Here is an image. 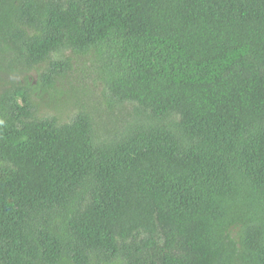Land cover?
<instances>
[{"label":"trees","instance_id":"trees-1","mask_svg":"<svg viewBox=\"0 0 264 264\" xmlns=\"http://www.w3.org/2000/svg\"><path fill=\"white\" fill-rule=\"evenodd\" d=\"M0 264H264V0H0Z\"/></svg>","mask_w":264,"mask_h":264},{"label":"rangeland","instance_id":"rangeland-1","mask_svg":"<svg viewBox=\"0 0 264 264\" xmlns=\"http://www.w3.org/2000/svg\"><path fill=\"white\" fill-rule=\"evenodd\" d=\"M68 56L71 59V70L67 71L64 77L56 78V87L63 92L61 96L57 97L60 102L59 107L62 110L57 111L54 107L55 104L51 103L52 105H50L47 99L42 101L36 98L35 101L41 117H60L62 120L68 121L78 111L76 104L94 105L103 98V82L99 72L90 65L92 57L66 52V57ZM27 77L29 80L34 79L36 84L39 81V75L36 73H30ZM25 78L26 74L22 76L21 74L3 75L1 84L25 83ZM68 100L73 103L68 105ZM53 101L55 102V100ZM129 109L131 112L132 107L130 106Z\"/></svg>","mask_w":264,"mask_h":264}]
</instances>
